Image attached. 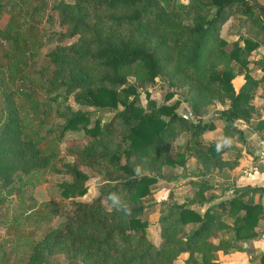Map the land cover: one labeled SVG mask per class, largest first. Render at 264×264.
I'll list each match as a JSON object with an SVG mask.
<instances>
[{"label": "trees", "instance_id": "1", "mask_svg": "<svg viewBox=\"0 0 264 264\" xmlns=\"http://www.w3.org/2000/svg\"><path fill=\"white\" fill-rule=\"evenodd\" d=\"M172 3L187 12L195 8L196 13L190 26H184L176 18L156 22L162 32H177L174 37L166 35L170 47H165L164 42L154 46L146 40L147 36L138 37L132 30L123 33L122 29L155 16L163 7L159 0L58 2L52 5L53 12L47 18L53 23L56 12L59 28L41 32L37 22L45 12L46 0H0V19L8 14L0 25V49L5 58L0 64V202L4 192L10 193L20 186L15 183L17 180L34 171L47 168L71 175L70 180L58 183V195L68 198L67 213L31 242L24 264L45 263L47 255L63 242L72 256L82 253L84 264H224L215 259L218 250L240 249L244 239L258 234L255 226L264 212L251 195L264 192L263 186H237L231 196L215 200V195H202L212 185L201 179L195 195L187 201L171 203L160 216V242L156 244L146 236L147 206L143 199L151 193V184L164 174H138L134 171L135 164L152 163L157 155H163L169 164L183 163L182 152L177 151L173 157L170 149L173 139L182 132L194 137L188 146L204 169L233 167L238 160L237 156L231 160L223 157L227 146L217 151L221 139L201 141L202 133L213 128L214 123L182 116L174 109L177 101L158 107L159 115L145 111L138 102L137 86L128 82V73L137 74L141 81L154 79L165 67L169 73L175 64L178 44L185 42L186 54L178 64L183 63L193 76H198L197 82L192 77L188 80L196 98L192 107L198 109L205 100L228 99L229 105L222 110L227 117L226 131L240 136L241 130L233 121L252 116L255 111L252 98L259 81L264 80V75L252 76L248 68V55L258 41L244 37V44L234 41L226 50L221 43L224 40L216 35L227 14L241 11L251 16L250 4L261 8L260 15L264 17L262 3L257 0ZM204 5L207 9L215 6V15L207 18L205 12L197 10ZM87 8L96 14L97 21L103 20L111 28L102 33L96 25L92 30L85 18ZM261 27L264 31V24ZM76 35L78 42H65ZM46 37L54 39L45 53L48 63L30 69L27 61L38 53ZM207 60H211L212 67L204 64ZM236 62L239 66L235 67ZM218 63L223 64L222 70L216 68ZM241 71L245 81L235 90L231 80ZM72 93L75 100L112 111V116L106 122L96 118L90 124L87 112L64 103ZM75 130L83 131L81 137L85 141L65 136ZM61 141L73 156L72 162L60 155ZM84 157L111 167L102 174L104 182L99 194L90 200L77 198L87 191L84 182L87 176L76 165ZM19 172L23 174L16 178ZM199 172L205 173L203 169ZM110 193L126 196L132 209L130 217L121 218L109 207ZM194 203H206L204 210L193 208ZM44 204L58 211L54 203ZM223 216L231 217L232 221L227 222ZM190 224L192 227L188 229ZM224 233L232 234L221 236ZM182 253L186 257L180 259ZM260 259L264 264V252Z\"/></svg>", "mask_w": 264, "mask_h": 264}, {"label": "rangeland", "instance_id": "2", "mask_svg": "<svg viewBox=\"0 0 264 264\" xmlns=\"http://www.w3.org/2000/svg\"><path fill=\"white\" fill-rule=\"evenodd\" d=\"M187 2V0H159L162 4V9L153 17L144 19L139 25H129L127 28H122L123 33L128 31H133L138 37H145L150 44L156 46L159 43L164 42L165 47L169 44L167 43V36L170 35L174 37L177 32L167 34L162 32L156 25V22L161 21L164 18H172L183 24L184 26H190L194 22V14L196 13L195 8L193 10L184 11L172 2ZM204 2H209L210 0H203ZM251 1V0H250ZM262 3L264 8V0H257ZM73 3L74 0H46V8L40 21L37 22V29L42 31H51V29H58V24L56 20L57 13H53V23L47 18L53 10L52 5L56 3ZM249 4V3H247ZM253 14L250 16L244 12L237 11L234 13H229L226 15L224 21L219 24L217 29V36L224 40L221 42L226 50L232 47V43L237 41L239 44H244L243 38L249 37L253 40L264 41V31L261 25L264 24V17L260 15L261 8L253 6ZM215 6H210L208 9L204 6H199L197 10L203 11L207 18L215 15ZM263 11V10H262ZM257 16V19H256ZM8 14H4L0 19V25H3L7 20ZM86 21L92 27V30L96 29V25H99L102 33L108 31L111 26L106 24L103 20H96V14H92V11L87 8ZM80 35L82 33L80 32ZM79 36H73L67 38L65 42L72 43L78 40ZM44 38V37H42ZM45 43L38 53L30 58L27 63L28 67L31 69L33 67H41L48 63V57L46 56V51L49 47L54 44L53 38H45ZM173 42V40L171 39ZM78 42V41H77ZM170 47V46H169ZM159 49V48H158ZM161 52V50L159 49ZM177 57H175V64L169 69L167 73V67L163 69V72L158 73L152 80H142L138 78V75L130 72L127 75L128 82H131L137 86L138 89V102L144 106L145 111L152 112L153 114H158V107L162 105H169L177 101L175 110L182 116L191 118L194 121L201 122H213L214 126L211 129H206L202 133L201 141L205 143L211 140L225 139L229 142L233 141L230 139L229 133L226 131L225 125L227 124L226 113L222 112L229 105L228 99L225 101L211 99L205 100L198 109L194 110L191 103L196 99L193 96V91L191 89V83L188 82L189 78L192 77L196 82L198 76H193L191 71H188L186 67L178 64L180 62V57L186 53V43L182 42L177 46ZM249 59V58H248ZM5 60L2 50L0 49V64ZM211 66V60H207L204 64ZM234 66H239V64L233 63ZM218 70H222L223 64L218 63L216 65ZM178 69L179 73L176 74L175 70ZM243 70V69H242ZM239 73H244L241 71ZM237 84V81L234 80ZM74 92V91H72ZM40 95V93H39ZM191 99V100H190ZM65 104L70 105L74 109L83 110L88 113L93 123L94 119H99L100 122H106L110 119L113 112L105 109L98 108L87 102H79L73 98V93L70 94L65 100ZM151 104V105H150ZM122 107L121 105L119 106ZM166 118V116H164ZM238 118L234 119L233 124ZM241 119V118H240ZM235 125V124H234ZM204 134V136H203ZM238 134V133H237ZM84 133L82 130L68 131L66 132L67 137H81ZM221 136V138H220ZM239 136V134H238ZM82 141H85L81 137ZM194 137L189 132H182L178 134L173 142L170 144L171 156L175 157L177 151L182 152L183 163L176 162L175 164H169L164 160L163 155H157V157L152 159V163H137L134 165V171L138 174H149L155 175L157 172L164 174L157 177V179L151 184V193L144 198V203L147 206L148 225L145 228L146 236L151 239L154 243L158 244L161 240L160 237V216L166 211L167 206L171 203L187 201L193 195L196 194L198 190V184L201 179H205L209 184L212 185L210 189H206L202 192L204 197H209L212 195L219 194L217 197L214 196L215 200L226 197V192L220 194L222 185L228 181V171L227 165L222 168L210 167L209 170L201 167L197 164L195 156L193 155V148L188 146L189 141H192ZM60 155L65 161L73 160L66 149L65 142L61 141L58 144ZM167 150V149H166ZM228 156V151L224 152V158ZM229 159V158H226ZM231 160V159H230ZM121 161H124V156L121 157ZM77 168L86 174L87 178L84 182L87 184V191L78 196V199L90 200L94 196L98 195L102 184V174L111 167H108L99 162L90 161L86 157L83 158L82 162H78ZM203 169L204 174H201ZM22 172L15 175L16 178L22 176ZM172 175L171 178H167L168 175ZM164 176V177H163ZM71 175L66 173L53 172L50 169H41L40 171H34L33 173L25 175L22 179L17 180L15 183L20 184L10 193H3V201L0 202V264H24L25 254L28 251V247L32 241L39 238L45 229L50 226L56 225L63 214L67 213L68 210V198H62L58 195V183L62 180H70ZM76 179V178H75ZM223 181V182H222ZM222 182L221 186L216 184ZM171 192V194H170ZM44 202L54 203L58 211L54 212L53 208H49L44 204ZM168 203V204H167ZM193 208L197 210H204L205 206L201 208L199 204L194 203ZM41 209V210H39ZM17 215L21 217L17 218ZM226 221H231L232 218L229 216H223ZM188 229L192 225L187 226ZM232 233L221 234L229 237ZM238 250V249H233ZM232 251V250H231ZM70 254V255H68ZM196 256V255H195ZM197 256H199L197 254ZM186 254L182 253L180 259L185 258ZM215 259L217 256L215 255ZM218 261H221L218 259ZM40 264H84L82 261V253H77L72 256L67 249L66 243H60L56 248L47 255V261Z\"/></svg>", "mask_w": 264, "mask_h": 264}, {"label": "crops", "instance_id": "3", "mask_svg": "<svg viewBox=\"0 0 264 264\" xmlns=\"http://www.w3.org/2000/svg\"><path fill=\"white\" fill-rule=\"evenodd\" d=\"M248 58L250 74L256 78L264 75V41H260L252 49ZM231 81L235 90H238L245 81L244 73H237ZM252 103L255 107L252 116L248 120L238 118L234 123L241 130V136L237 133L230 135L233 141L229 142L226 149L228 156L225 157L233 159L237 156L238 161L233 167L227 168L229 176L225 185H222L223 181L216 184L218 187L222 185L220 194L226 192V197L231 196L237 186L248 184L264 187V80L259 81ZM218 195L216 194L215 197ZM251 197L253 202L262 205L264 212V192L256 191ZM204 204L199 206L202 208ZM255 229L258 234L244 239L240 249L228 252L218 250L216 260L219 259L221 260L219 262L224 264H261L260 256L264 252V213L258 219Z\"/></svg>", "mask_w": 264, "mask_h": 264}, {"label": "clouds", "instance_id": "4", "mask_svg": "<svg viewBox=\"0 0 264 264\" xmlns=\"http://www.w3.org/2000/svg\"><path fill=\"white\" fill-rule=\"evenodd\" d=\"M228 141L225 139L223 142L217 143V151H220L224 146H226ZM109 207L120 214L121 218H128L132 214V209L130 207L129 201L126 196L110 193L107 197Z\"/></svg>", "mask_w": 264, "mask_h": 264}]
</instances>
